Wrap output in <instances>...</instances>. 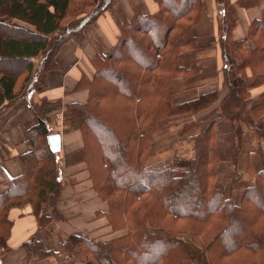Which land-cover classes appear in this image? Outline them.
<instances>
[{"label": "trees", "instance_id": "1", "mask_svg": "<svg viewBox=\"0 0 264 264\" xmlns=\"http://www.w3.org/2000/svg\"><path fill=\"white\" fill-rule=\"evenodd\" d=\"M72 1L0 0V64L1 61L20 63L17 64L18 68L11 73L0 70V110L19 99V91L16 88L19 82L22 81V84H28L29 87L38 80L41 74L55 70L57 67L54 57L61 46L70 39L82 43L92 24L113 4V0H102V3L97 6L98 10H92L87 14L80 13L79 15H83H76L75 19L64 24L65 16L74 14H69V11H72ZM199 1L154 0L159 7L155 13L143 14L136 10L131 20H126L122 16L117 18L119 32L116 43L106 53H97L92 60L94 76L91 82L87 83V101L83 104L67 105L63 110V131H80L83 148L86 150L83 159L86 161L87 171L90 177L94 174L96 178L100 179V182L96 181L97 193L108 201L116 216L121 212L127 213V208L123 206L128 198L142 195L152 197L157 210L163 206L178 215H182L181 208L183 206L188 210L184 205L185 202L181 201L183 196L181 192H184L183 185L176 184L173 179L171 181L169 169L162 170L158 164L143 166L144 159L140 157L144 156V148L138 140L137 133L134 132L136 127L132 118L126 117H130L136 107L134 99L139 102L136 108L137 115L140 116L141 107L145 109L143 100L147 93L142 85L148 87L150 74H155L161 63L164 62L165 66L169 64L166 54L174 52L177 47L180 48L195 42V37H190L189 20L192 17V12L196 13L198 10ZM75 6L77 7L78 3ZM227 20L230 24L234 23L232 18L229 20L225 16L224 22ZM15 21L19 23H15ZM186 23L188 24L185 25ZM250 24L248 40L251 42L252 48L248 44L245 46L248 42L245 39L231 41L227 31L221 32L219 47L224 62V85L227 94L221 99L219 107L225 116L214 111L211 117L204 120L203 131L201 130L203 135L197 137L208 134L206 132L221 120L236 121L238 124L247 122L241 120V116L244 114L238 110L237 106L240 102L246 104L249 93L245 92V85L232 83L237 70L236 66H229L228 61L229 58L234 59L233 57L238 56L241 63L239 68L249 67L252 70V80L249 81L247 87L252 88L264 82V70H261L264 66V18L255 19ZM28 26L33 29H29ZM4 32H8L10 35L6 38ZM129 50L134 52V57L126 55ZM241 52L244 53V56ZM207 96L208 100L214 101L215 94L213 92ZM101 99L107 100L108 105L113 101V108H117V111L120 110V113L123 110L117 105L124 99L131 114L128 115L125 109L121 119H118L119 121L111 113L105 116L98 109V102ZM194 102L180 103L177 107L182 111H187ZM256 103L246 111V115L253 114L255 117L264 110V93L260 95ZM30 107L37 121L27 131L32 149L20 157L24 165V173L14 179H6L8 190L0 196V207L6 208V210L10 206L5 205L6 203L9 201L19 202L25 195L28 196L29 190L33 187L36 199L41 197L40 202L47 201L45 195H49V192L54 190L57 182L55 154L49 150L47 144V137L53 133L50 129L51 120L47 114H53L60 105L40 99L38 103H32ZM155 110L157 111V109ZM147 113L148 117L152 115L148 107ZM244 118L248 119L246 116ZM129 123L131 124L128 128ZM254 128L258 133L256 134L257 139H255L257 152H255L256 154L250 152V154L258 155L261 164L254 169L250 162L247 163L251 172V176H249L252 180L251 184L237 188L236 184L232 183L228 188V194L224 196L214 188L213 183H208V180L211 181L214 178L215 166L209 170H201L199 166H195L194 173L188 178V183L192 186L190 189L194 186L198 189L191 205L195 206L196 202H199L201 207L198 208H207L206 213H200L201 210L196 207L194 210L197 214L196 217L200 218L199 223L203 222L211 226L203 240L206 242L210 238L213 242L201 244L200 247L208 249L210 257L219 259L243 249L244 252L264 261V228L252 226L255 219L264 216V122H259ZM203 139L205 141V138ZM136 142L138 149H136L137 145L136 147L131 145ZM205 145L209 147L207 143ZM87 149L90 150L91 155L93 152L94 156L87 154L89 152ZM206 153V156H210L211 153V156L213 155V152ZM71 160L68 158L69 162ZM161 164L164 165V163ZM200 180L202 181L200 182ZM161 182L165 189L161 190L158 187L157 184ZM237 189L241 190L240 200L249 202L248 204H251L260 216L250 217L248 222L242 224L239 234L228 237V232L237 221V215L242 208V206L237 208L235 204L234 191ZM186 190L189 189L186 188ZM26 201H29V198ZM204 203L206 204L204 205ZM180 210L182 213H178ZM39 212L36 209L35 213L38 217L46 216L44 212ZM188 214L192 215V213ZM118 219L125 224L122 222L121 216ZM128 221L132 228H136L133 231L129 228L128 235L120 238L117 242L100 244L83 233H74L62 244L76 263H78L76 253L78 254L79 250L85 251L84 264H158L157 261L160 259L163 264H166L167 260L178 258L173 251L179 249L180 245L173 241L175 239L171 229L155 225L149 231L143 228L146 224L145 221L140 222L136 219L135 227L132 225L131 216ZM259 223L261 224V222ZM232 238L234 240H230ZM136 246L144 251H142L143 257L136 258ZM154 248L156 249L153 252ZM0 249H2L1 252L5 249L4 242ZM26 250H28V246ZM181 251H183L182 258V254H184L185 257H188L187 260L192 258L196 264H203L210 258L199 255L203 253L200 250L191 252L185 246ZM49 255L50 252L47 251L44 256L40 257ZM194 255L201 259H195ZM181 260L178 259V262Z\"/></svg>", "mask_w": 264, "mask_h": 264}, {"label": "rangeland", "instance_id": "2", "mask_svg": "<svg viewBox=\"0 0 264 264\" xmlns=\"http://www.w3.org/2000/svg\"><path fill=\"white\" fill-rule=\"evenodd\" d=\"M77 3L78 6L76 7L75 5H77ZM101 3L102 0H73L72 11L68 13L74 14L73 16L66 15L63 19L64 24L75 19V16L80 13H90L92 10L97 9V6ZM112 3L111 7L103 13L110 11L109 13L112 20L116 26L119 27L117 18H120V16L124 19L126 18L121 11L122 8L118 0H113ZM253 3H255L253 0H241L240 2L242 5L245 4L250 6ZM135 11L136 10H134V13ZM103 13L96 19L91 28ZM140 13L142 12L140 11ZM238 15V9L236 10L235 6H233L229 0H200L199 8L196 13L195 11L192 12V17L189 15V17H191L189 20L191 25V27H189L191 33L190 37L194 36L195 42L186 44V46L180 48L177 47L174 52L172 51L166 54L169 58V64L165 66L164 62L161 63L155 74H150L148 87L142 85L147 93L145 100H143V105H145L146 110L144 107H141L142 112L140 116L137 115L136 108L139 102L137 99H134L133 102L136 107L132 115L130 117L125 116L126 118H132L133 124L136 127L134 132L137 133L138 140L144 148V156H139L144 159L143 166L158 164V166L162 167V170L169 169L171 181L173 179V182L176 184L181 183L183 185L182 188H184V192H181L183 194L181 201L185 202V204H183L187 206L188 210L183 208V206L181 208L183 213L181 210L178 211V213H182V215L174 214L169 208L165 209L163 206H160L159 210H157L154 207V200H152V197L142 195L131 199L128 198L123 206L127 208V213L123 214L121 212L116 216L113 209L110 208L108 201L104 200L103 197L97 193L96 181L98 180L100 182V179L96 178L94 174L91 175V177L89 175L88 179L91 183L90 189L93 192L92 198L80 201L79 206L84 205V209H80V212L72 211V204L66 206L71 200L70 193L64 190V182L60 184V186H58L56 182L54 190L49 192V195H45L47 201L43 202H40L41 197L38 198V200L36 199L33 191L35 188L33 187L29 190L26 198L21 199L19 202L9 201V203H6L5 205H10L7 210L6 208L3 209V207H0V247L3 245V242L5 243L3 252H1L2 249H0V256L13 250L10 248L8 242L10 240L11 230V220L7 218L9 213L8 210L15 206L23 207L25 203H27L29 208H31V214L36 218L35 226L38 230H35V233H29V236L18 246L24 251V259L18 264H84L85 261L83 257L86 256L85 251L82 252L79 250L77 254L75 250L78 263H76L69 252L65 251L64 244L62 243H64L69 236L74 233H83L96 243L106 244L109 242H117L120 238H124L128 235L129 228L132 229L131 231L136 228V219L140 222H146L143 226L145 230L150 231L152 227L157 225L162 228H169L173 231L175 239L173 241L180 245L178 246L179 249L173 251L178 258L176 257V260L171 258L167 260L166 264H196L190 255H188L189 258H191L190 260H187L188 257H185L184 254H182L184 259L182 258L181 253L183 251L181 250L184 246L191 252L200 250L203 253L199 255L207 258L210 257L208 249H202L200 247L201 244H210L213 242L210 238L206 242L203 240V237L206 236L211 226L203 222L199 223L200 218L196 217L197 214L194 210L197 208L201 210L200 213H206L207 208H198L201 207L199 202H196L197 205L195 206L191 205L194 199L193 197L197 195L196 193L198 190L195 186L190 189L192 186L188 183V178L195 171L194 167L199 166L201 170H209L215 166L214 178H212L211 181L208 180V183H213L215 186L214 188L218 189L222 195L226 196L228 194V188L232 183L236 184L237 188H243L252 183L249 177L251 176L250 167L248 168L247 163L250 162L254 169L261 164L260 157H258V155H251L250 152H257L255 139H257L256 134L258 133L255 132L254 127L259 124V122H264V110L255 117L253 114L246 115V111L252 108L254 104H257L256 102H258L260 95L264 93V82L252 88L247 87L249 81L252 80V70L249 67L239 68L241 63L238 56L233 57L234 59L230 56L231 58H229L228 65L231 67L236 66L237 70L235 79L232 78V83L234 85H245V92H247V94L249 93L246 104L240 102L237 106L238 110L242 111L243 113H241L244 114L241 116V120H245L248 123L242 122V124H238L236 121L228 122L221 120L214 124V126H212L213 128H210V131L206 132L208 134H204L203 137H197L198 135H203L202 126L205 124L204 120L211 117L214 111H218L220 115L225 116L219 107L221 99L227 94V89L224 85V62L219 47L221 32L227 31L228 38L230 34L231 41H236L235 37H243L245 41H248L245 46L248 44L249 47L252 48V44L248 40V31L251 24L245 23L244 25L237 26L236 20L240 19ZM225 16H227L229 20L232 18L234 23L230 24L228 20L224 22ZM241 19L245 20L243 17ZM15 23L19 22L15 21ZM187 24L188 23L185 25ZM28 28L33 29L30 26H28ZM9 35L8 32H4L6 38ZM94 36H97V34L92 33L90 38ZM241 53L244 56V53ZM126 55L134 57V52L129 50ZM17 64L20 63H16L15 61H1L0 70L11 73L18 68ZM176 66L179 68H175ZM261 70H264V66ZM31 74L32 72L30 75ZM27 85L28 84H22L21 81L17 84V90L19 91V98H24L30 107L32 103L39 102L34 97L37 81L31 86L29 85V87ZM212 92L215 94V98L214 101L211 102V100H208L207 94ZM203 97L206 98L202 99ZM193 101H195L194 104L189 106L187 111H182L177 107L180 103L189 104ZM98 103V109L102 114L108 116L107 114L111 113L117 120L119 118L121 119V116H123L122 112L125 109L128 115L130 113L128 104L124 99L119 101L117 105L122 108L123 111L121 113L120 110H116L117 108H113V101L110 105H108L109 103L107 100L104 101L103 99ZM147 107L150 108L152 113L149 117L147 115ZM175 107L177 108L175 109ZM155 109H157V111ZM223 109L226 111L225 108ZM116 112L118 113L117 115ZM245 116L248 119L244 118ZM52 117L53 121L50 122L51 131L60 132L52 134H65L66 132L63 131L62 122L63 110L61 111L59 108L52 114ZM131 123L128 124V128ZM147 127H149V129H147ZM203 138H205V141ZM206 143L209 147L205 145ZM137 144L136 142V144L132 143L131 145L136 147ZM83 149L82 147L76 154L68 153L64 155V153H59L60 157L65 159V161H62L63 165L61 166L65 168L72 166L68 158L72 159L70 162L75 165H85L86 161L83 159V156L86 150ZM136 149H138V145ZM87 151H89L87 154L91 155L90 150L87 149ZM206 152H213V155L211 156V153L210 156H206ZM161 163H164V165ZM103 168L105 169L104 165ZM55 169L57 173L56 158ZM100 174L103 175V173ZM201 181L202 180H200V182ZM161 184L162 182L157 184L158 187L161 190L165 189ZM186 188L189 190L187 191ZM28 198L29 201H26ZM234 198L237 208H239V206H242V208L237 215V221L232 229H230V232H228V237L239 234L241 232L240 230H242V224L248 222L250 217L254 215L260 216L252 205L248 204L249 202L240 200L241 190L237 189L234 191ZM64 199L66 200V204L63 202ZM205 204L206 203H204V205ZM36 209L40 211L39 213L44 212L46 216L38 217L35 213ZM140 211L141 213H139ZM188 213H192L193 216ZM139 215L142 219L139 218ZM119 216H121L122 222L125 224L121 223V220L118 219ZM130 216L132 218V225L135 228H132L128 221ZM259 222H261V224ZM149 223L152 224L150 225ZM75 224L77 226H75ZM252 226L255 228H264V216L255 219ZM230 240L234 239L232 238ZM27 242L29 243L28 245L26 244ZM27 246L28 250H26ZM155 249L156 248L152 251L154 252ZM47 251L50 252L49 256L40 257L44 256ZM142 251L140 247H135L136 258L143 257ZM194 256L195 259L199 258L197 255ZM178 259L182 260L178 262ZM157 263L163 264L161 259L157 261ZM203 264H264V261L240 249L229 256H223L219 259L210 257Z\"/></svg>", "mask_w": 264, "mask_h": 264}, {"label": "crops", "instance_id": "3", "mask_svg": "<svg viewBox=\"0 0 264 264\" xmlns=\"http://www.w3.org/2000/svg\"><path fill=\"white\" fill-rule=\"evenodd\" d=\"M229 1L239 11L240 19L236 20L237 26L245 23L250 24L255 19L264 18V0H253L255 3L251 6L240 4L241 0ZM118 3L127 20L133 18L134 10L145 14L155 13L159 10L154 0H118ZM109 12L103 13L86 33L82 43L70 39L62 45L54 57L57 68L41 74L37 80V88L34 93L37 101L45 99L56 102L60 105L61 111L67 105L83 104L87 101V83L91 82L94 76L92 60L97 53H106L114 46L119 32ZM242 17L245 20L241 19ZM91 32L97 36L90 38ZM242 39L243 37H235V40ZM47 115L53 121L52 114ZM36 123L35 115L24 98H19L13 104L0 110V196L8 190L6 179H14L24 173V165L20 157L32 149L27 131ZM53 133L60 132L54 131ZM66 133L59 134L60 150L58 153H54L56 154L57 183L60 186L64 182V190L70 193L71 202L66 206L72 204V211L80 212V209H84V205L79 206L80 201L92 198L93 192L90 189L91 183L88 180L89 173L86 164L75 165L69 162L72 166L66 168L61 166L65 159L60 157L59 153L73 154L83 147L79 131L72 130ZM63 202L66 204L65 199ZM8 211L7 218L11 220L8 242L13 250L0 256V264H18L24 259V251L18 246L29 236V233L37 231L38 228L35 226L36 218L31 214V208L27 203L23 207L15 206ZM75 226L77 225L75 224Z\"/></svg>", "mask_w": 264, "mask_h": 264}, {"label": "water", "instance_id": "4", "mask_svg": "<svg viewBox=\"0 0 264 264\" xmlns=\"http://www.w3.org/2000/svg\"><path fill=\"white\" fill-rule=\"evenodd\" d=\"M47 144L49 150L52 153H56L60 150V135L59 134H52L47 137Z\"/></svg>", "mask_w": 264, "mask_h": 264}]
</instances>
